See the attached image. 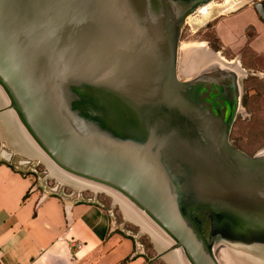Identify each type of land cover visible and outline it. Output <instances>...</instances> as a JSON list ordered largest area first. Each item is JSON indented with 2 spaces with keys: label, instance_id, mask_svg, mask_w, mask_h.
I'll use <instances>...</instances> for the list:
<instances>
[{
  "label": "water",
  "instance_id": "95a60500",
  "mask_svg": "<svg viewBox=\"0 0 264 264\" xmlns=\"http://www.w3.org/2000/svg\"><path fill=\"white\" fill-rule=\"evenodd\" d=\"M193 2L0 0V92L40 152L131 202L189 264H264V148L229 140L236 79L220 62L178 77Z\"/></svg>",
  "mask_w": 264,
  "mask_h": 264
},
{
  "label": "crops",
  "instance_id": "0c3cea01",
  "mask_svg": "<svg viewBox=\"0 0 264 264\" xmlns=\"http://www.w3.org/2000/svg\"><path fill=\"white\" fill-rule=\"evenodd\" d=\"M233 16L232 26L249 33L251 26L258 30L250 45L264 52V23L251 9ZM0 111V127L12 136L10 146L15 149L12 158L3 151L0 159V264H146L134 240L116 227L109 209L78 196L67 201L39 195L34 174L14 167L28 157L27 142L2 94Z\"/></svg>",
  "mask_w": 264,
  "mask_h": 264
},
{
  "label": "rangeland",
  "instance_id": "374dc122",
  "mask_svg": "<svg viewBox=\"0 0 264 264\" xmlns=\"http://www.w3.org/2000/svg\"><path fill=\"white\" fill-rule=\"evenodd\" d=\"M213 2H221V0H215ZM242 2L236 5L231 11L223 13L211 10L206 17L196 11L188 15L180 31L177 54L178 62L181 56L184 57L192 51L204 49L213 55L217 62L224 65H227L229 61H240L241 54L243 53L247 57L244 68L251 66L254 62L253 57L251 56L252 59H250L246 54L247 51H245L248 46V41L245 39L246 29L242 26H232L230 22V19L234 17L233 15L235 13L250 10V4ZM255 34L252 32V35ZM258 49L262 51L261 47H258ZM186 51L189 53H185ZM180 78H182V80L190 79V77ZM240 83L244 86L242 104L253 101H264V72L261 76L240 78ZM254 84H260V86L255 88L253 86ZM241 106L245 108V105ZM248 112V110L243 111L242 108L239 109V112L236 114L237 121H235L232 126L229 140L233 146L242 152L253 155L264 148V141L246 140L245 137L251 135V132L248 131L250 127L248 125L251 123L249 116L246 115ZM243 116L244 119H241ZM244 127H247V130H245ZM3 134L5 135L2 136ZM0 136V154L4 151L6 157L10 155L12 158V154L15 153V149L10 146V143L13 141L12 136H7L1 127ZM30 147L29 144L24 147L26 156L28 157H24L23 160L32 162L36 167L37 173H39L40 179H35L33 181L37 186L39 195L62 197L67 201H71L78 196L77 198L84 200L96 201L101 204L103 208L109 209V211L112 212L116 227L121 228L124 231L123 233L134 240L136 247L144 256L146 264H186L179 250L173 252L174 245H169L171 242L168 239L163 238L164 243L168 245L166 246L158 239H155L157 238L156 234L154 235L153 233L152 236L140 222L129 215L112 197L116 196L114 192L105 188H103L104 190L102 191L94 188H82L70 185L43 157L35 154ZM67 189L69 193L73 192L72 198L64 197L62 191L68 192Z\"/></svg>",
  "mask_w": 264,
  "mask_h": 264
},
{
  "label": "bare ground",
  "instance_id": "6f19581e",
  "mask_svg": "<svg viewBox=\"0 0 264 264\" xmlns=\"http://www.w3.org/2000/svg\"><path fill=\"white\" fill-rule=\"evenodd\" d=\"M242 1L243 0H221V2H213L212 1V2L208 3L207 5L205 4L204 6L198 7L196 12H199L204 17L208 16V14L210 13L211 10H214V12L217 11V12L223 13V12L231 11L236 5L240 4ZM181 49H182V47H181ZM187 52L188 51H186L185 53H187ZM218 63L219 62H217L214 59V56L211 55L209 52L205 51L204 49H198L194 52L192 51L190 54H187L184 57L181 56L179 58V62H178V65H179L178 68L179 69H178L177 73L179 74L180 77L188 78V77H191V76H194L197 74H203L204 71H206L207 69L216 68ZM229 72L235 73V70L232 69ZM5 101H6V99H5ZM20 126H21L22 131L24 133V136L26 138L27 144H29L31 146L30 148H32V150L35 152V154L43 157L55 169V171L58 174H60L64 179H66V181H68V183L70 185H73V186L75 185V186H79L82 188L83 187L94 188V189H99L102 191L104 190L103 188L111 190L112 192H114L116 194V196H112V195L111 196L120 204L121 207H123L128 212L129 215L133 216L138 222H140V224H142V226H144L152 236H153V233H154V235L156 234L157 238H155V239H158L164 245H166V244L164 243L163 238H166L170 242H172L170 240V238H168L167 236H164L157 229H155L149 221H146L141 215L136 214L134 212V208H133L134 206L132 205V203L128 202L126 199H124L115 190L110 189L109 187H107L105 185L95 183L92 181H88V180L82 179L80 177H76L74 175H70V174L62 171L61 169H59L52 161H50V159H48L42 152H40L38 150V148L36 147L34 142L31 140L29 134L26 131H24V128L22 127V125H20ZM24 153H26V152H24ZM166 246H168V245H166ZM177 250L180 251V253L182 255V259L184 260V262L186 264H189L188 261L186 260L185 256H184L183 252L180 249H175L173 252H175ZM215 253H216V259H217L219 264H237V263L233 262L232 260H230V258H228L222 250H218Z\"/></svg>",
  "mask_w": 264,
  "mask_h": 264
},
{
  "label": "flooded vegetation",
  "instance_id": "af4514ba",
  "mask_svg": "<svg viewBox=\"0 0 264 264\" xmlns=\"http://www.w3.org/2000/svg\"><path fill=\"white\" fill-rule=\"evenodd\" d=\"M212 1H215V0H211ZM208 2H210V0H194L193 3H195L194 5V12L197 10L198 7L200 6H204L205 4L207 5ZM243 2H245V4L249 3L250 4V9L252 10V12L254 13V16L255 18L260 22V23H264V0H244ZM242 2V3H243ZM240 8V7H239ZM185 22V21H184ZM251 31V33H249L247 30L245 31V39L247 42V48L245 51L247 56H249L250 59L251 56L253 57V63L251 66L247 67V68H244V63L245 61H247V57L245 54H241V60L240 61H229L227 62V65H222L220 66L221 68L223 66L227 67V69L229 70H235V73H232L234 78L236 79V82H237V85H238V93H239V99H238V103H237V107H236V111H235V114H234V120H233V123H232V126L234 124L235 121H237V112H239V109L242 108L243 111H246L248 110L249 112L246 113V115L249 116V120L251 121V123L248 125L250 127H252V130H253V134L249 135V136H246V140H258V139H263L264 137V125L260 124L259 127H258V123L257 121H255L256 117V111L255 109L257 108H264V104H258V106H255L256 104H250V105H247L246 103L242 104V99H243V92H244V86L243 84L240 83V78H248L249 76H261V74H263L264 72V52L263 51H260L259 49L257 48H254L250 45V43L257 39L259 34H258V30L254 27H250L249 28ZM252 32L255 34V35H252ZM258 34V35H257ZM179 65H178V62H177V70L179 69L178 68ZM214 69V68H213ZM207 70H210V69H207ZM212 70V69H211ZM262 70V72H261ZM205 72V71H204ZM178 77L180 80H182V78H180L179 74H178ZM191 78V77H190ZM186 80V79H184ZM241 105H245V108H243ZM242 115V114H241ZM241 119H244V116L241 117ZM232 126H231V129H232ZM230 134H231V130H230ZM229 134V135H230ZM258 136H261L260 138H258ZM68 192H64L62 191L64 197L66 198H72V193H69V190L67 189ZM62 198V197H60ZM63 199V198H62Z\"/></svg>",
  "mask_w": 264,
  "mask_h": 264
},
{
  "label": "built area",
  "instance_id": "2783aa9c",
  "mask_svg": "<svg viewBox=\"0 0 264 264\" xmlns=\"http://www.w3.org/2000/svg\"><path fill=\"white\" fill-rule=\"evenodd\" d=\"M1 155L2 154H0V159L2 157ZM14 167H15V169H17L19 171H22L24 173H32V174H34L35 179H37V180L40 179L39 173H37L35 165H33V163L28 161V160L21 161L20 163L14 165ZM109 212L112 215V212L111 211H109ZM80 246H81L80 244H77L76 248L79 249Z\"/></svg>",
  "mask_w": 264,
  "mask_h": 264
},
{
  "label": "trees",
  "instance_id": "16d2710c",
  "mask_svg": "<svg viewBox=\"0 0 264 264\" xmlns=\"http://www.w3.org/2000/svg\"><path fill=\"white\" fill-rule=\"evenodd\" d=\"M253 86L256 88V87L260 86V84H254ZM250 103L251 104H256L255 106H258V104H262V103L264 104V101H253V102H250ZM250 103H246V104L250 105ZM263 110H264V108L255 109V111H256V115H255L256 119H255V121H257V123H258V127H259L260 124L264 125V117H263L264 113H263ZM244 129L247 130V127H244ZM248 131L251 132L250 134L254 133L253 130H252V127H249ZM260 137L261 136H258V138H260ZM255 141H264V137H263V139H258V140H255Z\"/></svg>",
  "mask_w": 264,
  "mask_h": 264
}]
</instances>
